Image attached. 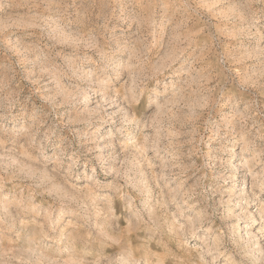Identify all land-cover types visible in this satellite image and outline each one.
I'll return each instance as SVG.
<instances>
[{"label": "rangeland", "instance_id": "1", "mask_svg": "<svg viewBox=\"0 0 264 264\" xmlns=\"http://www.w3.org/2000/svg\"><path fill=\"white\" fill-rule=\"evenodd\" d=\"M0 264H264V0H0Z\"/></svg>", "mask_w": 264, "mask_h": 264}, {"label": "bare ground", "instance_id": "2", "mask_svg": "<svg viewBox=\"0 0 264 264\" xmlns=\"http://www.w3.org/2000/svg\"><path fill=\"white\" fill-rule=\"evenodd\" d=\"M41 153V152H40ZM213 261V260H212Z\"/></svg>", "mask_w": 264, "mask_h": 264}]
</instances>
